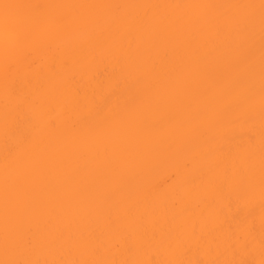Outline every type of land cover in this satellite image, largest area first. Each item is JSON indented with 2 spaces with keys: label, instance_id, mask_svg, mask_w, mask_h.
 <instances>
[{
  "label": "snow or ice",
  "instance_id": "6c2138e0",
  "mask_svg": "<svg viewBox=\"0 0 264 264\" xmlns=\"http://www.w3.org/2000/svg\"><path fill=\"white\" fill-rule=\"evenodd\" d=\"M0 264H264V0H0Z\"/></svg>",
  "mask_w": 264,
  "mask_h": 264
},
{
  "label": "bare ground",
  "instance_id": "6f19581e",
  "mask_svg": "<svg viewBox=\"0 0 264 264\" xmlns=\"http://www.w3.org/2000/svg\"><path fill=\"white\" fill-rule=\"evenodd\" d=\"M155 181H163L165 179V173L163 171L157 173L155 176L152 177Z\"/></svg>",
  "mask_w": 264,
  "mask_h": 264
}]
</instances>
